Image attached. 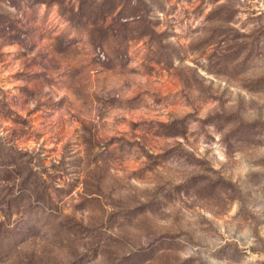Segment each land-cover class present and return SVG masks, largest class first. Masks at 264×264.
<instances>
[{"label":"rangeland","instance_id":"374dc122","mask_svg":"<svg viewBox=\"0 0 264 264\" xmlns=\"http://www.w3.org/2000/svg\"><path fill=\"white\" fill-rule=\"evenodd\" d=\"M1 146L0 264H264V0H0Z\"/></svg>","mask_w":264,"mask_h":264},{"label":"trees","instance_id":"16d2710c","mask_svg":"<svg viewBox=\"0 0 264 264\" xmlns=\"http://www.w3.org/2000/svg\"><path fill=\"white\" fill-rule=\"evenodd\" d=\"M1 155L0 160H3V162L0 163V171L6 172L9 171L14 165L11 161V156L13 154L12 151H8L9 149L5 146H1Z\"/></svg>","mask_w":264,"mask_h":264}]
</instances>
